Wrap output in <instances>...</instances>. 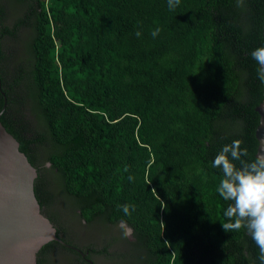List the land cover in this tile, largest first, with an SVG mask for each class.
I'll return each instance as SVG.
<instances>
[{
  "label": "trees",
  "instance_id": "1",
  "mask_svg": "<svg viewBox=\"0 0 264 264\" xmlns=\"http://www.w3.org/2000/svg\"><path fill=\"white\" fill-rule=\"evenodd\" d=\"M33 1L34 100L54 143L82 139L46 161L65 196H95L79 220L111 207L106 222L141 236L152 264H235L228 244L251 263L245 229H222V171L203 158L235 83L207 15L227 0Z\"/></svg>",
  "mask_w": 264,
  "mask_h": 264
},
{
  "label": "water",
  "instance_id": "2",
  "mask_svg": "<svg viewBox=\"0 0 264 264\" xmlns=\"http://www.w3.org/2000/svg\"><path fill=\"white\" fill-rule=\"evenodd\" d=\"M34 6L33 0H0V264H152L141 236L132 232L122 238L120 222H106L111 207L83 224L77 208L92 205L95 196H65L61 169L46 161L82 139L54 143L34 100ZM207 15L215 27L213 43L230 62L235 83L211 123L203 158L212 165L224 145L240 140L248 150L242 159L250 162L264 156V85L251 58L252 51L264 47V0L211 4ZM245 239L251 263L228 244L231 260L259 264V249L246 229Z\"/></svg>",
  "mask_w": 264,
  "mask_h": 264
},
{
  "label": "clouds",
  "instance_id": "3",
  "mask_svg": "<svg viewBox=\"0 0 264 264\" xmlns=\"http://www.w3.org/2000/svg\"><path fill=\"white\" fill-rule=\"evenodd\" d=\"M179 3L180 0H168L169 10H174ZM243 3L244 0H237V6H243ZM159 32V28L155 29L151 33L153 38ZM135 35L139 37L141 33L137 31ZM251 58L258 65L256 78L264 85V47L252 51ZM241 144L242 141L234 140L224 145L212 162L213 168L222 171L216 191L224 201L231 202L223 213L227 222L221 226L226 233L246 229L259 249V264H264V156H257L250 162L242 159L248 156V150L242 149ZM232 161H238L240 166L237 167ZM121 209L124 215L130 216L135 206L125 204ZM119 228L122 238L131 237L132 229L124 221L120 222Z\"/></svg>",
  "mask_w": 264,
  "mask_h": 264
},
{
  "label": "flooded vegetation",
  "instance_id": "4",
  "mask_svg": "<svg viewBox=\"0 0 264 264\" xmlns=\"http://www.w3.org/2000/svg\"><path fill=\"white\" fill-rule=\"evenodd\" d=\"M83 224H84V222L83 221H81Z\"/></svg>",
  "mask_w": 264,
  "mask_h": 264
}]
</instances>
